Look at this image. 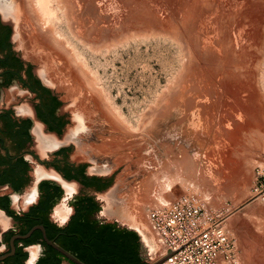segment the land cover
Listing matches in <instances>:
<instances>
[{
    "label": "rangeland",
    "instance_id": "rangeland-1",
    "mask_svg": "<svg viewBox=\"0 0 264 264\" xmlns=\"http://www.w3.org/2000/svg\"><path fill=\"white\" fill-rule=\"evenodd\" d=\"M26 1L21 50L81 117L71 160L115 174L105 208L141 232L143 264L165 253L150 207L186 193L222 213L240 264H264V0H95V49L51 0L75 58L43 38Z\"/></svg>",
    "mask_w": 264,
    "mask_h": 264
},
{
    "label": "flooded vegetation",
    "instance_id": "flooded-vegetation-1",
    "mask_svg": "<svg viewBox=\"0 0 264 264\" xmlns=\"http://www.w3.org/2000/svg\"><path fill=\"white\" fill-rule=\"evenodd\" d=\"M20 1L0 0V264H78L67 254L83 264H123L137 232L105 208L115 174L71 160L85 128L21 50ZM112 237L118 254L100 253ZM139 256L146 261L140 238Z\"/></svg>",
    "mask_w": 264,
    "mask_h": 264
},
{
    "label": "built area",
    "instance_id": "built-area-1",
    "mask_svg": "<svg viewBox=\"0 0 264 264\" xmlns=\"http://www.w3.org/2000/svg\"><path fill=\"white\" fill-rule=\"evenodd\" d=\"M148 215L165 248L163 264H240L236 241L221 223L222 213L207 208L198 195L158 201Z\"/></svg>",
    "mask_w": 264,
    "mask_h": 264
},
{
    "label": "bare ground",
    "instance_id": "bare-ground-1",
    "mask_svg": "<svg viewBox=\"0 0 264 264\" xmlns=\"http://www.w3.org/2000/svg\"><path fill=\"white\" fill-rule=\"evenodd\" d=\"M56 3V9L62 11L63 21L69 29L70 35L73 39L83 43L90 44L91 49H95V24L93 23V18L95 19V0H54ZM24 3V2H23ZM51 0H27L26 1V10L29 13L36 25L38 26L43 38L51 40L52 43L57 44L59 47L63 48L66 56L72 54L75 51V47H70L69 40L66 38L63 40L56 36L59 27L55 24V21H58L59 18L56 15V11L50 6ZM84 3V6H83ZM20 4V3H19ZM2 5V4H1ZM25 5V4H24ZM121 5V4H120ZM24 8V7H23ZM99 10V9H98ZM39 14V17L37 16ZM25 13V12H24ZM28 15V14H27ZM121 15V14H120ZM43 18V21L42 18ZM105 17V16H104ZM41 18V19H40ZM102 19V18H101ZM112 20V19H111ZM116 20V19H114ZM113 20V21H114ZM84 24H82V22ZM112 22V21H111ZM104 23V22H103ZM118 23V22H117ZM120 23V22H119ZM102 24V23H101ZM106 24V23H105ZM83 25V26H82ZM129 25V24H128ZM80 26V27H79ZM84 27L82 30L80 29ZM94 26V27H93ZM108 26V24H107ZM31 27V26H30ZM99 27V26H98ZM101 25V29H102ZM110 27V26H109ZM117 27V26H116ZM112 29V28H111ZM98 30V28H97ZM33 31V30H32ZM180 32V31H179ZM97 33V32H96ZM109 33V32H108ZM181 33V32H180ZM116 34V33H115ZM119 34V33H118ZM99 35V34H98ZM121 35V34H120ZM183 36V35H182ZM97 37V36H96ZM116 40V39H115ZM44 42V41H43ZM98 42V41H97ZM121 42V41H120ZM47 45V44H46ZM71 45V44H70ZM60 48V49H61ZM54 49V48H53ZM68 53V54H67ZM73 55V54H72ZM71 57V56H70ZM74 55L72 56V58ZM77 57V56H76ZM71 58V59H72ZM75 58V57H74ZM75 60V59H73ZM72 61V60H70ZM82 61V60H81ZM79 61L82 64V62ZM84 61V60H83ZM76 62V60H75ZM73 62V64L75 63ZM77 63V62H76ZM78 64V63H77ZM76 65V64H75ZM80 65V64H79ZM78 65V66H79ZM76 65V67H78ZM81 67V66H80ZM82 68V67H81ZM80 69V68H79ZM81 70V69H80ZM84 72V70H81ZM88 73V72H87ZM50 74V73H49ZM90 74V73H89ZM85 75V74H84ZM91 81V80H90ZM94 84V83H93ZM111 112V111H110ZM144 121V120H143ZM122 124V122H120ZM145 123V122H144ZM141 124V122H140ZM121 127V126H120ZM118 146V145H117ZM122 147V146H121ZM188 165V164H187ZM191 165V164H190ZM186 166V165H185ZM193 168V167H192ZM191 170V168L189 169ZM169 174V173H168ZM177 175V174H176ZM170 177V176H169ZM174 177V176H172ZM176 178V177H175ZM178 179V177H177ZM170 180V179H169ZM176 180V179H175ZM170 184V183H169ZM168 185V184H167ZM172 185V184H171ZM67 189L69 192L73 191V186L68 185ZM165 201V200H164Z\"/></svg>",
    "mask_w": 264,
    "mask_h": 264
},
{
    "label": "trees",
    "instance_id": "trees-1",
    "mask_svg": "<svg viewBox=\"0 0 264 264\" xmlns=\"http://www.w3.org/2000/svg\"><path fill=\"white\" fill-rule=\"evenodd\" d=\"M113 240H115V237H112L110 239L108 238L107 246H103V247L102 245L100 246V250H101L100 253H103V251H105L102 249H108L109 252H106V253H109L108 256L112 255L113 253L118 254L117 251L111 248L114 245ZM125 255L126 256L121 257L122 259H124L123 264H143V260L139 256V238L136 233H133V232L130 233V237L127 240V248H126Z\"/></svg>",
    "mask_w": 264,
    "mask_h": 264
},
{
    "label": "water",
    "instance_id": "water-1",
    "mask_svg": "<svg viewBox=\"0 0 264 264\" xmlns=\"http://www.w3.org/2000/svg\"><path fill=\"white\" fill-rule=\"evenodd\" d=\"M139 236L142 238L143 235L141 234V232L139 230H135ZM144 238V237H143ZM145 239V238H144ZM67 254V253H66ZM69 257H71L74 261H76L78 264H83L82 262H80L79 260H77L76 258L72 257L70 254H67ZM165 258H162L161 260H159L158 262H155L154 264H163Z\"/></svg>",
    "mask_w": 264,
    "mask_h": 264
}]
</instances>
